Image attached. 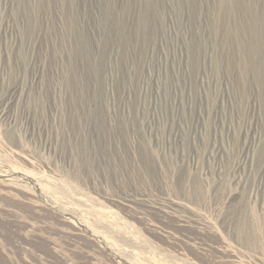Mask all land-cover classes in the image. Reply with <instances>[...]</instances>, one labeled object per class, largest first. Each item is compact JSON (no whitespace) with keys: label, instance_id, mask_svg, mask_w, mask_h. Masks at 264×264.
Listing matches in <instances>:
<instances>
[{"label":"rangeland","instance_id":"1","mask_svg":"<svg viewBox=\"0 0 264 264\" xmlns=\"http://www.w3.org/2000/svg\"><path fill=\"white\" fill-rule=\"evenodd\" d=\"M0 264H264V0H0Z\"/></svg>","mask_w":264,"mask_h":264},{"label":"bare ground","instance_id":"2","mask_svg":"<svg viewBox=\"0 0 264 264\" xmlns=\"http://www.w3.org/2000/svg\"><path fill=\"white\" fill-rule=\"evenodd\" d=\"M62 213V212H61Z\"/></svg>","mask_w":264,"mask_h":264}]
</instances>
